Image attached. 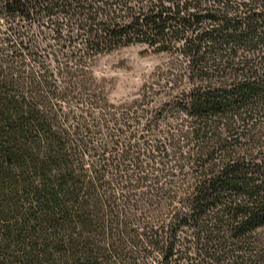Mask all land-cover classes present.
I'll return each mask as SVG.
<instances>
[{
    "label": "trees",
    "instance_id": "obj_1",
    "mask_svg": "<svg viewBox=\"0 0 264 264\" xmlns=\"http://www.w3.org/2000/svg\"><path fill=\"white\" fill-rule=\"evenodd\" d=\"M261 140L264 0H0V264H264Z\"/></svg>",
    "mask_w": 264,
    "mask_h": 264
},
{
    "label": "rangeland",
    "instance_id": "obj_2",
    "mask_svg": "<svg viewBox=\"0 0 264 264\" xmlns=\"http://www.w3.org/2000/svg\"><path fill=\"white\" fill-rule=\"evenodd\" d=\"M160 62V56L143 53L141 47L132 46L99 57L96 68L112 80L111 97L119 101L135 95Z\"/></svg>",
    "mask_w": 264,
    "mask_h": 264
}]
</instances>
